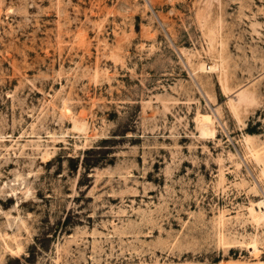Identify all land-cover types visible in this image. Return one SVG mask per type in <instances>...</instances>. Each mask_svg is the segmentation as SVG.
<instances>
[{
  "label": "rangeland",
  "instance_id": "obj_1",
  "mask_svg": "<svg viewBox=\"0 0 264 264\" xmlns=\"http://www.w3.org/2000/svg\"><path fill=\"white\" fill-rule=\"evenodd\" d=\"M264 0H0V264H264Z\"/></svg>",
  "mask_w": 264,
  "mask_h": 264
},
{
  "label": "bare ground",
  "instance_id": "obj_2",
  "mask_svg": "<svg viewBox=\"0 0 264 264\" xmlns=\"http://www.w3.org/2000/svg\"><path fill=\"white\" fill-rule=\"evenodd\" d=\"M255 211H256V214L258 215V216H264V204H259L257 207H256V209H255Z\"/></svg>",
  "mask_w": 264,
  "mask_h": 264
}]
</instances>
